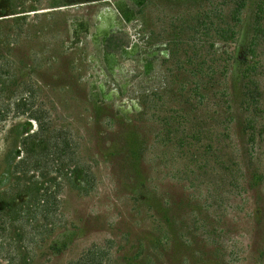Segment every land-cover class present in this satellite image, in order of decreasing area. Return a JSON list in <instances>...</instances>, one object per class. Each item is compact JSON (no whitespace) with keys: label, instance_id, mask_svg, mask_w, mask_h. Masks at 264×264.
Instances as JSON below:
<instances>
[{"label":"rangeland","instance_id":"obj_1","mask_svg":"<svg viewBox=\"0 0 264 264\" xmlns=\"http://www.w3.org/2000/svg\"><path fill=\"white\" fill-rule=\"evenodd\" d=\"M40 108L94 187L32 264H264V0H0V141Z\"/></svg>","mask_w":264,"mask_h":264},{"label":"trees","instance_id":"obj_2","mask_svg":"<svg viewBox=\"0 0 264 264\" xmlns=\"http://www.w3.org/2000/svg\"><path fill=\"white\" fill-rule=\"evenodd\" d=\"M26 111L33 128L30 122L12 125L0 141V261L4 264H32L42 244L60 227L65 186L79 194L94 187L90 168L80 162L75 146L64 150L62 140L53 135L46 109ZM3 117L0 110V121Z\"/></svg>","mask_w":264,"mask_h":264}]
</instances>
